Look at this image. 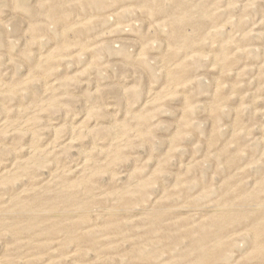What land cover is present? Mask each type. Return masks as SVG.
<instances>
[{"label": "rangeland", "instance_id": "obj_1", "mask_svg": "<svg viewBox=\"0 0 264 264\" xmlns=\"http://www.w3.org/2000/svg\"><path fill=\"white\" fill-rule=\"evenodd\" d=\"M226 213H264V0H0V264H264Z\"/></svg>", "mask_w": 264, "mask_h": 264}, {"label": "bare ground", "instance_id": "obj_2", "mask_svg": "<svg viewBox=\"0 0 264 264\" xmlns=\"http://www.w3.org/2000/svg\"><path fill=\"white\" fill-rule=\"evenodd\" d=\"M182 37V36H181ZM237 193V191L235 192ZM243 198L246 199V202L248 201V197L246 196H242ZM244 199L240 200V201H243ZM66 198L65 196L63 195H58L56 197H54L51 202L49 203H66ZM50 207L52 208H56V205H51ZM231 217H236L238 219H242V218H245V219H249L250 221L253 222L257 232H258V235L260 238H259V243H260V249H259V252L262 254L264 253V213H260V214H253V215H245V214H238V213H235V215L233 214H230V213H226V214H223L221 216H214L213 220H218V222L220 223V225L222 226V228H226V227H229V226H232L236 223L228 220L230 219ZM46 234L48 233H52V230H45ZM258 255H261L259 253H257ZM211 253H204L203 256L200 257L201 260H204V257L205 258H209L211 257Z\"/></svg>", "mask_w": 264, "mask_h": 264}]
</instances>
